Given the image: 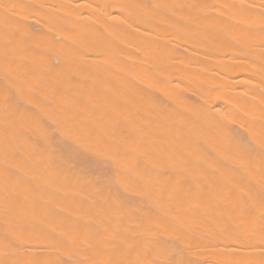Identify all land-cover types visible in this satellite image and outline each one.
<instances>
[{"label":"bare ground","instance_id":"6f19581e","mask_svg":"<svg viewBox=\"0 0 264 264\" xmlns=\"http://www.w3.org/2000/svg\"><path fill=\"white\" fill-rule=\"evenodd\" d=\"M0 264H264V0H0Z\"/></svg>","mask_w":264,"mask_h":264}]
</instances>
